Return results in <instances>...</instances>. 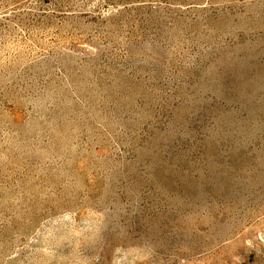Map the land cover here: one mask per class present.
<instances>
[{"label":"rangeland","instance_id":"obj_1","mask_svg":"<svg viewBox=\"0 0 264 264\" xmlns=\"http://www.w3.org/2000/svg\"><path fill=\"white\" fill-rule=\"evenodd\" d=\"M0 264H264V0H0Z\"/></svg>","mask_w":264,"mask_h":264}]
</instances>
